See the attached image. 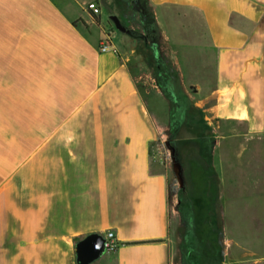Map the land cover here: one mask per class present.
<instances>
[{
  "label": "crops",
  "instance_id": "0c3cea01",
  "mask_svg": "<svg viewBox=\"0 0 264 264\" xmlns=\"http://www.w3.org/2000/svg\"><path fill=\"white\" fill-rule=\"evenodd\" d=\"M148 1L156 49L83 6L0 0V264H76L93 233L118 243L93 264H174L169 142L264 264V0Z\"/></svg>",
  "mask_w": 264,
  "mask_h": 264
},
{
  "label": "rangeland",
  "instance_id": "374dc122",
  "mask_svg": "<svg viewBox=\"0 0 264 264\" xmlns=\"http://www.w3.org/2000/svg\"><path fill=\"white\" fill-rule=\"evenodd\" d=\"M65 7L66 11H70L67 6L72 8L85 7L88 8L91 3L99 1L102 6L99 16H103L104 20L101 25L102 29L109 34L111 31L122 36H129L134 40L149 41L151 49H156V34L154 31V15L149 9L148 0H55ZM149 6V7H148ZM151 8V7H150ZM152 9V8H151ZM73 10V9H72ZM111 15H117L122 23L131 30V34L127 35L118 31L114 23L110 20ZM165 69L169 70L171 66L163 63ZM154 70L153 79L156 81L162 77L156 74L157 64H152ZM164 87V80H159ZM164 83V84H163ZM165 88L170 91L176 88L172 79L166 84ZM172 97V95H171ZM166 162L172 169L171 188L170 190V206L174 215L180 217L175 224V232L177 240L181 242V257L174 261V264H258L251 255H238L237 252L244 250L247 246H251L252 239H234L227 240L226 233L222 230L221 207L211 206V202L205 200V192L199 190L190 193L185 190L184 184L180 183L177 172L174 169V162L171 157V150L165 146ZM195 194V196H194ZM193 195V197L191 196ZM219 203V200H218ZM243 228V224H234ZM247 232V230H246ZM237 234V231H234ZM240 234V233H238ZM174 235V234H173ZM177 241L174 240L173 249H177ZM241 248V249H240Z\"/></svg>",
  "mask_w": 264,
  "mask_h": 264
},
{
  "label": "water",
  "instance_id": "95a60500",
  "mask_svg": "<svg viewBox=\"0 0 264 264\" xmlns=\"http://www.w3.org/2000/svg\"><path fill=\"white\" fill-rule=\"evenodd\" d=\"M110 20L114 23L118 31L127 35L131 34V30L128 29L122 23V21L117 15H111ZM168 147L171 150V157L174 162V169L176 170L177 176L180 180L181 175L178 171L176 149L170 142L168 143ZM106 251V236L99 233L90 234L76 242V264H93L100 260L102 256L106 253Z\"/></svg>",
  "mask_w": 264,
  "mask_h": 264
},
{
  "label": "built area",
  "instance_id": "2783aa9c",
  "mask_svg": "<svg viewBox=\"0 0 264 264\" xmlns=\"http://www.w3.org/2000/svg\"><path fill=\"white\" fill-rule=\"evenodd\" d=\"M90 10H92L95 14H98L100 12V8L95 3H91L88 7ZM101 52H107L111 50V45L106 42L101 48ZM113 51H117L115 48H112ZM118 246V243L114 239V234L109 233L106 236V250L107 251H114L116 247Z\"/></svg>",
  "mask_w": 264,
  "mask_h": 264
},
{
  "label": "trees",
  "instance_id": "16d2710c",
  "mask_svg": "<svg viewBox=\"0 0 264 264\" xmlns=\"http://www.w3.org/2000/svg\"><path fill=\"white\" fill-rule=\"evenodd\" d=\"M90 13L92 15L93 21L98 26H100L101 25V16H99L98 14H95L92 10H90ZM79 21L82 22L84 25H86L82 19H80ZM178 125H179V120H177V118L175 117V113H174V119H173V124H172V132L173 133L177 130Z\"/></svg>",
  "mask_w": 264,
  "mask_h": 264
}]
</instances>
